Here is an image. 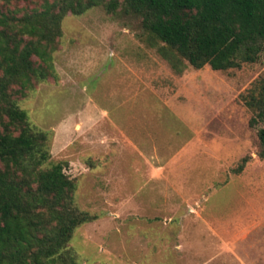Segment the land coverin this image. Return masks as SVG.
I'll use <instances>...</instances> for the list:
<instances>
[{
    "label": "rangeland",
    "instance_id": "rangeland-1",
    "mask_svg": "<svg viewBox=\"0 0 264 264\" xmlns=\"http://www.w3.org/2000/svg\"><path fill=\"white\" fill-rule=\"evenodd\" d=\"M163 45L133 15L102 6L70 14L58 77L19 99L53 133L52 163L67 162L79 179L77 206L98 216L70 243L81 264H237L218 248L264 221V125L251 124L243 100L264 79V53L241 69L179 74ZM246 156L252 162L236 174ZM154 173L163 178L151 186Z\"/></svg>",
    "mask_w": 264,
    "mask_h": 264
},
{
    "label": "trees",
    "instance_id": "trees-1",
    "mask_svg": "<svg viewBox=\"0 0 264 264\" xmlns=\"http://www.w3.org/2000/svg\"><path fill=\"white\" fill-rule=\"evenodd\" d=\"M24 0H0V264H81L70 243L76 231L98 216L76 204L79 179L52 163L51 131L35 125L19 99L36 85L57 78L55 53L68 15L97 7L124 12L142 29L172 68L214 71L255 64L264 53V0H45L23 10ZM264 125V79L247 95ZM264 159V126L258 130ZM241 159L236 174L252 162Z\"/></svg>",
    "mask_w": 264,
    "mask_h": 264
},
{
    "label": "crops",
    "instance_id": "crops-1",
    "mask_svg": "<svg viewBox=\"0 0 264 264\" xmlns=\"http://www.w3.org/2000/svg\"><path fill=\"white\" fill-rule=\"evenodd\" d=\"M107 114V113H106ZM163 178L162 175H157L154 173L153 177H150L152 186V182L161 181ZM156 187V186H155ZM155 189V188H154ZM153 189V190H154ZM170 191L167 190V193ZM250 220V217H249ZM264 221L259 224L257 227L250 228L247 232H244L240 236V241L243 244V247H238V241L233 242L232 238L225 240L222 247L218 248L217 256L222 257L226 255L224 258L228 260L238 261L237 264H264ZM256 226V225H255ZM214 230V229H213ZM215 236L218 238V242L220 243V233L215 232ZM240 251V252H239ZM231 264V263H230Z\"/></svg>",
    "mask_w": 264,
    "mask_h": 264
}]
</instances>
